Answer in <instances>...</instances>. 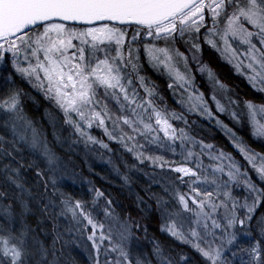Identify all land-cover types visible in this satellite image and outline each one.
I'll list each match as a JSON object with an SVG mask.
<instances>
[{
	"label": "snow or ice",
	"instance_id": "snow-or-ice-1",
	"mask_svg": "<svg viewBox=\"0 0 264 264\" xmlns=\"http://www.w3.org/2000/svg\"><path fill=\"white\" fill-rule=\"evenodd\" d=\"M205 45L251 96L234 94ZM25 84L51 105V140ZM192 114L242 159L204 138ZM252 143L264 146V0H0V264H77L74 247L90 264H264V150ZM65 145L106 160L130 203L92 179L68 190L83 181ZM133 172L148 178L139 191Z\"/></svg>",
	"mask_w": 264,
	"mask_h": 264
},
{
	"label": "trees",
	"instance_id": "trees-1",
	"mask_svg": "<svg viewBox=\"0 0 264 264\" xmlns=\"http://www.w3.org/2000/svg\"><path fill=\"white\" fill-rule=\"evenodd\" d=\"M203 59L211 61L212 66L217 70L221 79H223L232 88L234 94H237L241 98H244L246 96H251L253 94V90L251 86L248 84L247 80L243 76L238 75L230 64L222 60L219 57V54L216 53L214 50L208 48L207 45L204 46ZM145 74L149 76L152 80H155L156 83L160 86V89L164 93L168 103L172 107H177L176 99L171 95V92L166 87V78L157 74L147 65H145ZM24 87L27 88L31 92L32 96L35 98L34 100L29 99L26 102V107L29 114L40 122V124L47 132L49 139L51 140L53 128L48 123V118L45 116V108H50L51 105L47 100H45L44 96L39 91L35 89H31L30 86H28L27 84H25ZM221 118L225 119V122H228L227 117L222 116ZM189 120L197 121V124L193 125V127L196 128L197 131L201 132L204 138L208 139L209 141H213L214 139V142L217 143L218 146L224 147L227 151L233 152V154L236 155L238 159H242V157L239 156L236 149L232 146V144L224 135V133L219 128H217L213 122H210L202 117L196 118L194 115H190ZM57 128L58 129L61 128L59 122L57 123ZM61 130L66 131L67 127L64 126ZM252 147L256 148L257 151L264 150V146H261L258 143H252ZM58 151H62V153L65 154L66 159L70 157L71 159L69 163L73 167H75L79 172L84 174V176L88 177L89 179H92L98 186L103 187L108 192H110L114 200L120 203L121 206L128 205L130 203L132 196L130 195L128 187L122 186V184L118 182H111L107 179L102 178L100 175H97L96 173L90 171L86 165V161L83 158V156L78 153L69 151L67 149V145H65L63 149L58 148ZM252 175H253V179H257L254 173ZM29 179L30 180L33 179L31 174H29ZM257 182L259 183L258 180ZM65 185L68 188V190L73 191L74 193L77 194L81 191H87L84 188L69 183H65ZM136 185L135 187L140 190L141 189L140 185L138 184ZM35 219L36 218L34 217L33 218L34 222ZM42 226L48 227L50 226V222L45 221V224ZM152 229L155 230V225L152 226ZM157 234L160 235L161 239H164L166 242L174 243L176 244L177 247L184 248L186 251H191L192 256L195 257L196 259H199L198 254L195 253L194 250L189 249L186 245H181L179 242L173 241L170 237L164 234H159V233ZM47 238L50 240L51 237L49 236ZM72 256L75 257L77 264L90 263L87 260L88 258L87 252H85L81 248L74 247L72 249Z\"/></svg>",
	"mask_w": 264,
	"mask_h": 264
},
{
	"label": "rangeland",
	"instance_id": "rangeland-1",
	"mask_svg": "<svg viewBox=\"0 0 264 264\" xmlns=\"http://www.w3.org/2000/svg\"><path fill=\"white\" fill-rule=\"evenodd\" d=\"M192 115H194L196 118H198L197 115H195V114H192ZM66 131L61 130V134L64 135V136H67L68 135V132H69V129L67 128ZM92 131H93V134L94 135L102 136V131L101 130H99V129H93ZM104 139H106V137H104ZM114 145L115 144L112 145L113 148H118L117 145H115V146ZM73 149H74V151H72V152L78 153V154H80V155L83 156V158L86 161V165H87V167H88V169L90 171H92L93 173H96L97 175H100L102 178L107 179V180H109L111 182H118V183L122 184V180H121L120 176L116 172H114L112 170L111 166L109 164H107L106 160L100 159L99 156H97V155H95V154H93L91 152H87L84 149L83 145H73ZM101 151H103V150H101ZM120 151H122V150H120ZM168 155H169L170 158L178 159V157H171L170 154H168ZM128 158L131 161L132 158L130 156ZM69 166H70V169H74V171L76 173V176H77V179L78 180H82L83 183L72 184L71 181H66L65 183H69V184H72V185H76L78 187H81V188H84V189L87 190V187H88L87 186V180L89 178L86 177V176H84V174H82L81 172H79L70 163H69ZM143 167L145 168V171H149L150 172L152 170L148 165H144ZM132 175H134V177L137 179V181H138L137 184L140 185V187L144 183H146L147 180H148V178L146 176H144L143 173L133 172ZM134 188H135V190L139 191V189H137L135 187V185H134ZM236 194L242 196L244 193H243V190L242 189H237L236 190ZM87 260H88V258H87Z\"/></svg>",
	"mask_w": 264,
	"mask_h": 264
}]
</instances>
